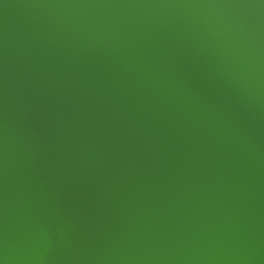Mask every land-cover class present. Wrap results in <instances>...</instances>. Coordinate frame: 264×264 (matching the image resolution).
<instances>
[{
  "label": "water",
  "instance_id": "water-1",
  "mask_svg": "<svg viewBox=\"0 0 264 264\" xmlns=\"http://www.w3.org/2000/svg\"><path fill=\"white\" fill-rule=\"evenodd\" d=\"M0 264H264V0H0Z\"/></svg>",
  "mask_w": 264,
  "mask_h": 264
}]
</instances>
